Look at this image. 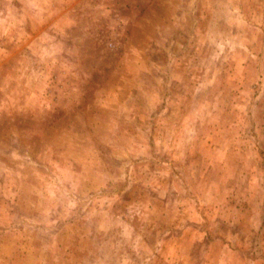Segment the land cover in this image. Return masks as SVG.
<instances>
[{
  "label": "rangeland",
  "instance_id": "obj_1",
  "mask_svg": "<svg viewBox=\"0 0 264 264\" xmlns=\"http://www.w3.org/2000/svg\"><path fill=\"white\" fill-rule=\"evenodd\" d=\"M0 264H264V0H0Z\"/></svg>",
  "mask_w": 264,
  "mask_h": 264
}]
</instances>
